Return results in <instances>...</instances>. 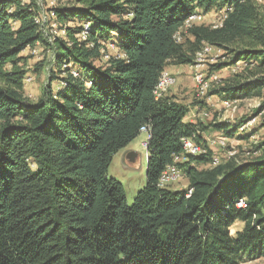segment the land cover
<instances>
[{
  "label": "trees",
  "instance_id": "trees-1",
  "mask_svg": "<svg viewBox=\"0 0 264 264\" xmlns=\"http://www.w3.org/2000/svg\"><path fill=\"white\" fill-rule=\"evenodd\" d=\"M39 11L38 0H0V264H243L264 258V141L254 147L261 153L256 158L235 154L211 166L214 152L205 134L245 140L242 123L186 121L195 99L187 105L168 93L154 97L160 74L170 65L193 64L207 44L225 59L212 73L239 69L213 96L264 100V5L74 0L49 9L56 25L51 36L34 22ZM209 13L216 23L194 24L176 41L191 15ZM36 45L50 52V69L41 96L30 102L19 63ZM141 127L149 129L145 186L128 204L107 172ZM187 138L205 153L185 154L181 140ZM175 157L187 183L183 191L158 186ZM236 224L241 228L232 231Z\"/></svg>",
  "mask_w": 264,
  "mask_h": 264
},
{
  "label": "rangeland",
  "instance_id": "rangeland-1",
  "mask_svg": "<svg viewBox=\"0 0 264 264\" xmlns=\"http://www.w3.org/2000/svg\"><path fill=\"white\" fill-rule=\"evenodd\" d=\"M42 6L43 12L49 16V9L55 6H62L72 4L74 0H38ZM258 4L264 5V0H256ZM217 17L214 13H209L205 16H201L200 21L196 22V25L204 24L211 25L216 23ZM48 34H52L50 27H48ZM109 53L116 54V51L109 47ZM109 54V55H110ZM24 60L19 63L22 69L26 72L24 81V96L30 102H35L41 96L42 89L47 82V76L49 71V59L50 52L43 46L36 47V52L31 53L29 49L21 53ZM214 56H219V59H215L217 63H222L225 59L220 58L219 54H211L206 56L201 64L198 66L184 68V72L178 74L182 82L187 83L186 89L183 91V100L187 105H191L195 99V83L194 76L201 74L206 77L212 73L211 62ZM231 68L226 67L225 71L216 72L221 80L227 79L231 76ZM54 86V84H53ZM222 99L218 96H213L211 93L206 98L205 109L208 111L209 118L193 117L192 114L188 117V120H199L205 124L211 122L212 119H218L220 122H227L229 124L244 123L252 118V127L244 132L243 136H246L245 140L231 139L229 146L235 148L236 154L240 159L256 158L261 155L259 152H255L254 147L264 141V128L260 125L264 122V100L263 99H251L245 101H239L235 108L225 111L221 107ZM196 105V104H195ZM194 107V105H193ZM196 108L191 113H194ZM192 116V118H191ZM219 133L207 132L205 139L209 141L208 145L213 150L214 154L219 158H226L225 149H220L214 144H211L213 140L218 137ZM147 141V135L144 132L140 134L131 142L129 147H125L112 158L111 164L108 168V178L116 180L121 184L125 191L126 201L131 204L136 197L137 193L145 186V172L147 166V151L144 143ZM135 153L133 161H129L126 157L130 152ZM264 151V148H262ZM172 189L183 191L186 189V181L184 178L179 179L176 183L171 185ZM240 225H234L232 231L240 229ZM243 264H264V258L257 260H245Z\"/></svg>",
  "mask_w": 264,
  "mask_h": 264
},
{
  "label": "built area",
  "instance_id": "built-area-1",
  "mask_svg": "<svg viewBox=\"0 0 264 264\" xmlns=\"http://www.w3.org/2000/svg\"><path fill=\"white\" fill-rule=\"evenodd\" d=\"M201 15L199 14H193L191 15L188 20L185 22L183 28L175 35V39L177 42H180L182 39V33H185L188 28H190L192 25L196 24V22L200 21ZM35 24L39 27V30L42 33L47 32V28L50 27L51 32H55L53 29L56 28L55 23L50 22V16L47 17V15L43 12L42 6L40 5V11L37 16L34 18ZM88 29H89V24L84 25V32L82 34V37L85 38L88 34ZM36 47L37 45L33 48H30L29 51L31 53L36 52ZM211 54H219L218 51H216L212 46H209L207 44H203L200 51L196 53L195 59L193 64L189 65V67L193 66H198L199 64L202 63L204 58L206 56H209ZM217 58V56H214L212 59L211 65L216 64L217 62L214 61ZM219 59V56L218 58ZM231 73L235 72L238 69V67H231ZM176 83V79L173 75L169 74L166 69L160 74V77L158 79V82L156 84V87L154 89V97L155 99H160L164 97L170 90L171 87H173ZM194 83H195V101L197 102V107L196 111L194 113H189L187 117H189L191 114L193 117H203V118H208L209 114L208 111L205 109L206 105V98L207 96L215 89H217L221 84L222 80L218 76L217 73H211L206 77H203L201 74H197L194 76ZM239 101L237 100H229V99H224L221 102V107L225 111H229L233 108H235L236 104ZM191 116V118H192ZM194 121V120H192ZM216 121L219 122L218 119ZM250 127H252V118L244 122L240 127H239V132H245L248 130ZM140 132H144L147 135V140L149 139V129L146 127H141ZM231 139H227L223 135H219L216 137L215 140L210 142L211 144H214L216 147L220 149H225V154L226 158L233 157L236 152L235 148L232 146L230 147L229 141ZM182 149L183 152L189 156H197L199 154L205 153L206 149L200 145L197 144L192 138H187V139H182ZM207 144H209L207 141ZM147 141L144 143V146L146 148ZM179 158L175 157L174 158V163L166 168V170L162 173V175L159 178L158 181V186L161 188H165L168 186H171L172 184L176 183L179 179L183 178L182 172L177 168L175 165L176 162H179ZM221 158L217 157L215 154L213 155L212 158V164L211 166H216L220 163ZM191 194V189H188L186 192V196H189Z\"/></svg>",
  "mask_w": 264,
  "mask_h": 264
},
{
  "label": "crops",
  "instance_id": "crops-1",
  "mask_svg": "<svg viewBox=\"0 0 264 264\" xmlns=\"http://www.w3.org/2000/svg\"><path fill=\"white\" fill-rule=\"evenodd\" d=\"M186 67H187V65H184V66H171L170 65V66H168L166 68V71L169 74L173 75L175 77V79H176L175 85L170 88V90H169L167 95L175 97L176 100H178L179 102H181L183 104H187V103H185L184 101H181V100H183V96H182L181 93H183V91L186 89V87H187L186 84L187 83H185V85H184V83L182 82V80H181L180 76H178V74L183 73L184 72V68H186ZM225 69L226 68H223L221 70V72L225 71ZM185 120L186 121H192V120H188V117H186ZM129 145H131V143ZM129 145H128V147H129ZM127 152H130V150H128ZM130 153H132V152H130ZM236 225H238V224H236Z\"/></svg>",
  "mask_w": 264,
  "mask_h": 264
},
{
  "label": "water",
  "instance_id": "water-1",
  "mask_svg": "<svg viewBox=\"0 0 264 264\" xmlns=\"http://www.w3.org/2000/svg\"><path fill=\"white\" fill-rule=\"evenodd\" d=\"M134 157H135V153H130V154L127 155L126 158H127L129 161H133Z\"/></svg>",
  "mask_w": 264,
  "mask_h": 264
}]
</instances>
